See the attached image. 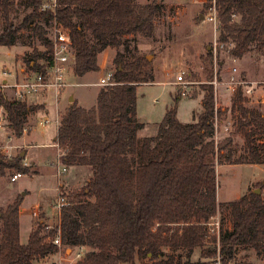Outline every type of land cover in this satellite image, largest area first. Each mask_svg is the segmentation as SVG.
I'll return each instance as SVG.
<instances>
[{"label": "trees", "instance_id": "1", "mask_svg": "<svg viewBox=\"0 0 264 264\" xmlns=\"http://www.w3.org/2000/svg\"><path fill=\"white\" fill-rule=\"evenodd\" d=\"M43 3L26 0L19 19L12 15V0H0V46L11 48L24 31H31L46 51L28 64L32 72L45 74L53 63L46 26L51 31L60 23L70 33L76 77L100 72L99 56L108 48L127 49L128 36L152 38L162 13L159 0L145 5L136 0H59L55 12L41 11ZM205 5L216 9L218 43L230 57L264 51V0H208ZM114 63L113 84L102 86L97 105L87 109L75 102L67 108L54 141L62 164L87 167L90 178L80 189L64 193L69 205L58 225L39 222L26 244L20 240L19 202L0 210V264H33L67 248L86 249L74 264H232L239 249L261 253L264 197L254 191L227 205L229 228L221 221L219 234L210 232L219 208L216 160L232 162L236 149L232 137L215 141V116L221 113L214 86H204L202 111L193 122H181L175 107L157 135L139 138L144 124L138 120L137 88L152 73V63L144 55L127 61L122 52ZM0 107L17 138L25 132L28 115L39 109L9 100L1 91ZM233 112L239 114L236 131L247 143L246 153L234 163L264 165V114L245 105L241 87ZM255 135L263 139L260 148L252 144ZM24 159L22 153H0V177L34 173ZM196 251L200 262L191 260Z\"/></svg>", "mask_w": 264, "mask_h": 264}, {"label": "rangeland", "instance_id": "2", "mask_svg": "<svg viewBox=\"0 0 264 264\" xmlns=\"http://www.w3.org/2000/svg\"><path fill=\"white\" fill-rule=\"evenodd\" d=\"M26 0H12V15L22 19L25 14L24 3ZM153 0H136L138 4H148ZM208 0H159L162 5V13L155 21V32L152 38L142 35L128 36V48H108L99 56L101 67L98 73H89L83 77L73 75V66L69 67L66 77V86L61 99L56 92L49 91L47 99L30 100L38 106L45 108L37 110L30 117L24 135L32 136L16 138L13 131L8 127L7 121L0 129V153L6 156H16L30 151L28 163L45 155L41 166L37 169L41 173L47 172L50 176L41 179L34 178L33 173L23 176L17 182H12L14 174L0 177V210L18 201L20 206V240L26 244L29 234L39 222L53 228L59 223V215L53 207L61 193H68L80 189L90 178L89 168L70 169L61 176L58 184H63V189L57 191V182L53 175L57 171V165L61 167L60 150L53 145V139L57 134L58 124L56 119H61L66 108V98L73 95L71 103H75L77 97L80 105L90 109L97 105V97L100 89V80L107 71L115 73L114 60L118 52L124 54L125 60L131 61L135 56L144 55L151 59L152 73L137 88V114L138 120L144 124V128L137 133L139 138L157 135L159 125L166 113L177 107L178 119L183 123L193 122L202 111V98L204 86L212 84L216 96V107L220 111L219 131L223 132L222 126L230 124L231 131L223 133V140L230 135H235V155L232 162L216 160L217 171V202L219 205L217 216L211 221L212 227L216 228L218 221L225 228L231 225L228 204L239 200L256 189L261 190L264 197V165L263 164H238L246 148V137L237 133V121L239 114L233 112V98L235 93L227 91L231 82L243 81L254 87L251 95H244L245 105L250 108H258L264 114V51L252 50L241 59H234L228 52L219 46V23L208 20L212 12L211 7H206ZM4 28L2 10L0 8V34ZM52 39L50 25L46 26ZM88 39L93 43L90 35ZM46 51V47L31 31H24L20 35L17 44L11 48L0 46V72L9 71L11 77H0V91L9 100L15 99L14 91L10 88L15 82V77L20 80L25 74L32 73L28 62L38 54ZM40 61V60H39ZM185 73V84L176 83L177 76ZM7 80L6 83L4 81ZM212 80V81H211ZM216 82L218 84H216ZM9 86V87H8ZM241 87V86H240ZM244 89L246 85L242 86ZM186 91L188 96H182ZM48 94V93H47ZM181 95V98H178ZM75 96V97H74ZM28 101V104L32 105ZM45 102H48L45 104ZM47 113V114H46ZM1 115L6 117L5 111L0 107ZM49 118L50 124L40 125L44 119ZM253 146L260 148L263 139L253 136ZM222 140V141H223ZM221 142V141H220ZM31 145H37L29 149ZM11 155H7V154ZM36 157V158H35ZM236 162V161H235ZM90 174V175H89ZM89 176V177H88ZM87 179V180H86ZM1 225V220H0ZM211 227V226H210ZM217 232V231H216ZM218 233V232H217ZM216 233V236H217ZM1 238V232H0ZM85 248L62 249L59 253L42 260H36L33 264H74L79 260L78 253L83 257ZM200 252L196 251L191 260L200 262ZM140 264V263H137ZM217 264H220L218 261ZM232 264H264V250L257 253L254 250L239 249L237 258Z\"/></svg>", "mask_w": 264, "mask_h": 264}, {"label": "built area", "instance_id": "3", "mask_svg": "<svg viewBox=\"0 0 264 264\" xmlns=\"http://www.w3.org/2000/svg\"><path fill=\"white\" fill-rule=\"evenodd\" d=\"M59 4V0H44L43 5L41 6V11H51L55 12ZM212 12L208 16V20L211 22H218L217 21V12L215 7L211 8ZM52 39L53 42V63L51 66H48L47 72L45 74L43 73H37L32 72L30 74H24V76L18 80L16 75L15 82L10 85V88L13 89L15 99L19 101L26 102L28 98L34 95H38L40 93L53 90L56 92V95L59 96L60 92L65 88L66 84V77L69 73V67L71 66L72 60H73V52H72V41L70 37V33L60 24L55 23L54 26L51 29ZM13 74L11 72L3 71L0 72V77H11ZM113 76L114 73L112 71H107L106 75L101 78L100 85L102 86H109L113 84ZM7 80H5L4 83H6ZM177 84L183 85L185 84V73L181 72L177 76ZM216 84H218L216 82ZM246 85V88L244 89L242 86ZM241 86L243 89L244 95H252L253 90L251 86H249L248 83L239 81V82H231V84L227 87V91H231V93H236L238 88ZM9 87V86H8ZM182 96H188L187 92H182ZM218 110V109H217ZM7 121L6 117L1 115V121H0V129L3 127V123ZM50 119L46 118L42 122H40V125L47 126L50 124ZM220 122L219 115L216 112L215 116V141L216 143H220V141L223 140L224 136L223 133H229L231 131L230 124H227L225 126H222L223 132L219 131L218 124ZM56 123L59 126L60 118L56 119ZM229 137L233 138V141L235 140V135H230ZM228 138V137H226ZM225 138V139H226ZM24 166H29L28 162L24 160ZM61 167L59 168V165H57V171L53 175L54 179L57 182V191H60V187H58V184L61 181V176H64L68 173V168L64 166L61 162ZM25 176L22 173H16L12 176L11 181L16 182L19 179L23 178ZM69 205V198L66 194L61 193L58 196V199L56 202H53V207L57 210L58 215L61 213L62 209L67 207ZM212 224H209L210 232L211 234H219L220 230V222L218 221L217 227L213 228ZM217 231V232H216ZM55 243L60 246V238L58 237L55 240ZM78 258L80 259L82 254L78 253Z\"/></svg>", "mask_w": 264, "mask_h": 264}, {"label": "crops", "instance_id": "4", "mask_svg": "<svg viewBox=\"0 0 264 264\" xmlns=\"http://www.w3.org/2000/svg\"><path fill=\"white\" fill-rule=\"evenodd\" d=\"M23 72H24V74H25V70L24 69H21ZM22 77H23V75H22ZM5 82V81H4ZM100 86H102V85H100ZM252 88V90H253V92H254V87H251ZM50 91V90H49ZM49 91H46V92H43V93H40V94H38V95H34V96H31L30 98H28V100L26 101L27 102V104H28V101H30V100H32V99H43V98H45V99H47L48 98V96H49ZM63 91H65L64 89L60 92V94H59V96H58V99L60 100L61 99V96H62V93H63ZM48 93V94H47ZM253 94V93H252ZM48 95V96H47ZM72 96L73 95H68L67 96V98H66V108H65V110L67 109V108H69L73 103H71V99H72ZM252 96V95H251ZM75 97V96H74ZM75 100H76V103L78 104V106H81L80 105V102L78 101V99H77V97H75ZM30 103L32 104V102L30 101ZM46 103H48V102H45V104ZM49 104V103H48ZM28 105H30V104H28ZM35 106H38V104H34ZM30 106H33V104L32 105H30ZM82 107V106H81ZM45 107L42 105V106H39V109H44ZM85 108V107H84ZM38 109V110H39ZM36 113V112H35ZM35 113H31V114H29L28 115V120L30 119V117H32V115H34ZM47 114V113H46ZM28 123V122H27ZM26 126H27V124H26ZM26 126H25V132H26ZM34 132H32L30 135H24L23 134V136L20 138V140L21 141H23V139L24 138H27V137H30V136H32V134H33ZM17 138V137H16ZM55 138H56V135H55V137H54V139H53V145H55V143H54V141H55ZM19 139V138H18ZM28 139V138H27ZM37 145H31V146H29L30 148L29 149H33L34 147H36ZM31 151V150H30ZM28 152V154L26 153V152H24L25 153V159L24 160H26L27 162H28V157L30 156V154H31V152ZM23 154V153H22ZM7 155H11V154H7ZM36 156H38V158H36L35 160H31V164L30 163H28L29 164V166L31 165L32 166V171L34 172L33 173V176H34V178L36 177V178H39V177H41V179H43V178H45L46 176H50V174H48L47 172H44V173H41V170H39V169H37V167L39 168L40 166H41V161L45 158V155H36ZM78 168H84V167H70V168H68V170H70V169H78ZM86 168V167H85ZM90 175V174H89ZM89 177V176H88ZM87 180V179H86ZM17 182V181H16ZM15 183V182H14ZM61 186V189H63V184L61 183L60 184Z\"/></svg>", "mask_w": 264, "mask_h": 264}, {"label": "water", "instance_id": "5", "mask_svg": "<svg viewBox=\"0 0 264 264\" xmlns=\"http://www.w3.org/2000/svg\"><path fill=\"white\" fill-rule=\"evenodd\" d=\"M148 60L150 61L151 59H148ZM22 156L25 157V153H23ZM254 193H256V194H261V190H260V189H256V190L254 191Z\"/></svg>", "mask_w": 264, "mask_h": 264}]
</instances>
